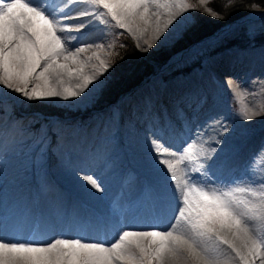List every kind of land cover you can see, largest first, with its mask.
I'll return each mask as SVG.
<instances>
[{"label":"snow or ice","instance_id":"snow-or-ice-1","mask_svg":"<svg viewBox=\"0 0 264 264\" xmlns=\"http://www.w3.org/2000/svg\"><path fill=\"white\" fill-rule=\"evenodd\" d=\"M199 3L205 5L208 0ZM192 7L188 0H0V85L28 101L80 97L111 67L101 58L104 44L70 45L84 39L85 28L101 35L109 28L122 29L137 41L151 29L158 40ZM206 11L219 15L210 8ZM82 17L91 19L65 23ZM73 30L81 36L60 35ZM143 42L148 49L153 47L149 40ZM93 47L97 50L82 60L81 54ZM114 47V42L107 45ZM93 59L99 63L89 65ZM89 67L91 72L86 71ZM33 79L43 86L37 83L29 88ZM41 127L46 134V127ZM153 150L158 164L167 170L159 184L170 202L168 228L123 230L111 243L64 237L50 242L0 239V264H264V235L253 226V222L264 224V182L259 188L242 182L227 186L213 182L212 166L207 164L211 157L202 145L186 144L178 156L172 152L175 159L167 158L169 149L159 139ZM261 157L264 148L249 166ZM84 178L103 191L97 179Z\"/></svg>","mask_w":264,"mask_h":264},{"label":"bare ground","instance_id":"bare-ground-1","mask_svg":"<svg viewBox=\"0 0 264 264\" xmlns=\"http://www.w3.org/2000/svg\"><path fill=\"white\" fill-rule=\"evenodd\" d=\"M69 22L72 21L70 19L65 21L67 24H70ZM172 25L176 28L173 30L169 27L167 30L172 29L173 35L179 36L185 27V21H180L177 24L174 22ZM148 32L143 38L148 37ZM77 33L73 30L62 32L60 35L68 37L76 36ZM76 42L73 40L69 43L71 46H77ZM227 56L223 55L219 62L215 61L214 66L223 76L219 79V83L234 87L237 82L233 81L231 77L237 70L245 69L246 65L244 61L238 59L228 62ZM84 58V55L81 54V59ZM98 63L93 59L89 65ZM86 71L91 72L92 68L89 67ZM212 76L213 71L208 70L198 81L188 79L185 83L179 82V86H173V100L176 98L179 103L172 100L170 92L167 90L159 91L148 88L139 93L135 100L138 103L142 100L144 105L135 108L130 104V111L135 108L133 110L136 119L135 127L132 128L133 126L123 117L120 131H114L112 135L116 136V139L107 144H104L100 138L101 130L107 128L103 124L96 126L94 123L81 132L78 130L66 132L67 134L59 142L60 148L53 144L52 154L44 162V165L47 163V167L49 169L51 167L57 173V177L63 181L55 183L57 188L53 186V189L47 192L42 187L38 189V197L35 198L31 182H0V239L37 238L41 242H50L57 237H64L93 241L104 240L109 243L123 230H151L157 225L161 228H168L171 223L167 219L170 214V202L163 191L160 192L161 187L156 189L154 186L155 184L160 186L159 181L163 179V173H166L167 170L164 165L158 164V158L153 162L152 158L158 157L153 150L154 141L159 139L160 142H164L172 148L167 155L169 159H175L172 152L178 156L186 144H194L198 147L202 145L207 156L211 157L207 160L208 165L223 163L221 168L210 173V175L214 173L213 182L221 177L225 180L229 179L233 172L240 169L254 148V146L235 148L238 141L236 135H239V131H236L239 129L238 127L234 130L231 126H227L228 130L222 133L223 122L220 123L214 119L219 108L216 107L214 99L210 98ZM99 79L101 76L98 77ZM235 79L238 81V76H235ZM37 82L43 86L42 81L33 79L29 87L34 86ZM71 83L74 85L76 81L73 80ZM97 84L95 81L80 97L70 98L67 101L87 106L99 90L96 87ZM0 91L5 94L10 92L12 100L16 99L19 94L11 92L2 85H0ZM86 96H89L88 101L82 103ZM123 109L125 116L127 109L125 106ZM178 112L182 114L179 118ZM174 118L180 122L174 121ZM191 121H196L200 125L196 134L190 127ZM115 125L116 123L111 124L110 127L115 130ZM142 126L145 130L138 131V127ZM7 131L9 132L6 133ZM4 133V136L8 137L12 132L10 133L7 124H4L0 119V153L3 156L5 154V158L3 157L5 161H10L8 162L10 168L5 170L7 176L4 174L5 177H1V181L4 178L8 179V175L18 176L13 172L18 165L12 161L20 156L16 153V147L12 146L13 143L11 144L13 140L2 138ZM53 135V133H49L43 141L42 150L47 152L46 145L52 139L50 136ZM138 135L140 136V145L136 138ZM163 138L167 141L162 140ZM118 139L120 144L117 143ZM125 147L134 150V153L132 155L124 154V160H120L118 152ZM213 149L215 152L212 151ZM224 151L228 153L227 156H217ZM232 151L233 157H229ZM215 153L217 154L216 158L212 156ZM109 154L110 158L106 160ZM64 162L69 165L66 166L67 169L69 168L68 172H62L61 168ZM128 164H136L138 168H141V172H136L139 182L129 183L125 175V182H117L116 185H113L112 180ZM143 165L150 170L146 171ZM157 168L161 170V177L157 174ZM224 172H228L225 177ZM88 175L97 179L103 191L98 192L87 183L84 177ZM20 196H24L23 203L15 201ZM104 197H106V204L110 207L107 210L104 208L106 205L103 202ZM253 226L260 229L261 234L264 235V224L253 222ZM33 229L35 233L31 236ZM101 232L103 237L100 235ZM256 264H259V261H256Z\"/></svg>","mask_w":264,"mask_h":264},{"label":"rangeland","instance_id":"rangeland-1","mask_svg":"<svg viewBox=\"0 0 264 264\" xmlns=\"http://www.w3.org/2000/svg\"><path fill=\"white\" fill-rule=\"evenodd\" d=\"M211 1L212 0H208L207 4L201 5L199 0H188L190 4L193 3L192 5L194 7L183 12L179 15L178 19H176L175 24L180 21H185V27L179 36L173 35L171 29L165 31L163 35L156 40L150 29L148 37L137 41L133 40L132 37L122 29L109 28L105 34L101 35L98 31L93 30L89 32L88 28H85L84 32L87 33V35H85L84 39L79 41V43L76 42V45L87 47L88 45L104 44L106 47L105 51L101 53V58L111 65L109 70L101 76V79L96 80V83H98L97 85H99V90L95 94L94 99L87 104L88 107L85 104L81 105L78 102L70 103L56 98L28 101L21 94H18V97L12 100L10 92H6L5 94L0 91V119L3 120L4 124H7L10 133L12 132L11 136L9 135L10 137L4 136V133L2 138L4 140L11 138L13 140L11 142V144L13 143L12 146L16 147V153L18 155L20 154V156L12 161L18 165L13 170L18 176L14 177V175H8V179L10 178L9 181H7V178H4L2 181L0 180V182H31V188L35 198L38 197V189L42 187H44L47 192L52 190L53 186L57 188L55 183L63 181L57 177V173L53 171L51 167L50 169L47 167V163L44 165V162L51 156L53 144L56 145L57 148H60L59 142L62 140L61 138L67 134L66 132H76L77 130L78 132H81L88 129V127L94 123L96 126L103 124V126H107V128L101 130L102 135L100 138L104 144H107L116 139V136L112 135L114 131H120L123 124V117L126 118V122L133 126L132 128L135 127L134 124L136 123V119L133 110H135L137 106L141 107L140 105H144L142 100H140L139 103L135 100L139 93L148 88L159 91L167 90L170 92L173 100V86H179V82L185 83L188 79H196L198 81L202 78L204 73L208 70H212V81L210 80L212 94H210V98L214 99L216 107L219 108L214 115L215 121L220 123L223 122L222 133H225L228 130L229 127L227 126H231L234 130L237 127L239 128L236 130L239 131V135H236L238 141L235 148H250L254 146L248 154L246 161L242 163L238 171L233 172L229 179L225 180L222 177L217 178L215 183L227 186L232 183L242 182L244 184H255L257 188H259V184L264 182V157L256 159L255 164L251 166L249 165L260 149L264 148V46L258 44L260 42L256 41V38L260 36L259 34L262 29H264V9L256 8L249 16L228 23L215 33L206 36L203 40L190 45L179 53L173 54L167 64L159 66L153 73L147 76L143 82L133 87L130 91L121 94V96L110 104L103 105L99 103V100L102 99L104 90L109 84L110 78L116 73L117 66H120V68L123 66H129L128 60L131 59V54H133V52L129 53L131 48H134L137 53V58H140L141 61L145 59L148 60V58H151L150 56L153 51L162 47L169 51L172 50L176 42L183 37L186 29L194 23L196 13L198 14L199 12L202 17L208 16L211 19H217L219 17L212 16L206 11L208 8L211 9L209 6ZM89 19H91V17L70 19L72 22L69 23L70 25H75L79 24L81 20ZM101 27H104V25H101ZM170 27L173 28V30L176 28L174 25H171ZM240 28L243 29V31H239ZM121 32H123V35H117ZM239 34L241 38L243 37L245 39V46L231 43L234 41V38L239 37ZM75 35L79 37L81 36V33ZM145 39L153 44L152 48L148 49L147 44L143 42ZM226 39H228L226 41L227 43H223ZM111 42L115 43L113 49L107 48V45ZM123 43H125V45L126 43H129L128 50L125 49V46L120 48V45ZM138 44L139 47L137 46ZM96 50L97 49L94 47L89 48L87 52L82 54L86 58L87 56L92 55V52ZM108 52H111L112 54L109 56L107 55ZM223 55H228L226 57L228 58V62L236 59L245 62V69L242 68L237 70L235 75L231 77L233 78V81L237 82L234 87L219 83V79H221V77L223 78V76L221 72L215 68L214 63L215 61L219 62ZM187 66L190 68L187 70L189 71L188 74L183 71ZM235 76H238V81L235 79ZM166 78L168 79L163 80ZM214 91L216 97L213 95ZM173 101L179 103L176 98ZM130 104L135 107L132 108V111H130ZM48 105L56 106L57 109L59 108V110H61L59 111L60 115L49 114V112L46 111L48 110V107H46ZM38 106L42 110H39ZM124 106L127 109L125 116L123 111ZM113 113H115V117H113ZM173 120L180 122L177 118H174ZM114 123H116L114 127L115 130L110 127V125ZM42 125L47 129L46 134L41 127ZM199 126V123H196V121H191L190 123V127L195 134L199 131ZM143 127L144 126L141 128L138 127V131L145 130ZM8 132L9 131L6 133ZM49 133H53L54 135L50 136L52 139L46 145V152L42 150V144ZM136 138L139 142L140 136L138 135ZM117 143H121L119 139L117 140ZM165 146L169 151L172 150L170 146ZM133 153L134 150L125 147L118 152V156L120 160H124V154L132 155ZM227 154L228 153L224 151L220 152L218 155L215 153L212 156L216 158V155H223V157H225ZM4 156L0 153V178L5 177V170L10 168L8 163L10 161H5ZM229 157H233V151L230 153ZM109 158L110 154L107 156L106 160ZM157 158L159 159V157L152 158L153 162L154 159ZM64 164L61 168L62 172H68L69 168L67 169L66 166L69 165L65 162ZM207 164L209 163L207 162ZM210 165L212 166V171H215L221 168L223 163ZM143 166L145 167V165ZM65 168L66 170H64ZM147 169L148 168L145 167L146 171ZM137 171L141 172L142 170L141 168H138L136 164H128L125 168L121 169V173L113 179L112 182L115 181L114 183H119L125 175L127 176L129 183L139 182L136 174ZM157 174L161 177V173ZM223 174L225 177L228 175V172H224ZM154 186L156 189L160 188L157 184ZM161 191L162 190H160V192ZM23 197L20 196L15 201H17V203H23ZM105 198L106 197H104L103 201L104 204H106ZM104 206L106 210L110 208L107 204ZM34 233L35 232L32 231L31 236Z\"/></svg>","mask_w":264,"mask_h":264},{"label":"trees","instance_id":"trees-1","mask_svg":"<svg viewBox=\"0 0 264 264\" xmlns=\"http://www.w3.org/2000/svg\"><path fill=\"white\" fill-rule=\"evenodd\" d=\"M209 6L214 12L219 14V17L217 19H211L208 16L202 17L199 12L198 14L196 13L194 23L186 29L183 37L176 42L172 50L169 51L162 47L153 51L150 56L151 58L141 61L140 58H137V53L134 48H131L129 53L133 52V54H131L132 57L130 56L131 59L128 60L129 66H123L121 68L117 66L116 73L110 78L109 84L104 90L102 99L99 100V103L103 105L110 104L121 96V94L130 91L133 87L143 82L146 77L153 73L159 66L167 64L173 54L179 53L190 45L201 41L226 24L249 16L256 8L264 9V0H212ZM239 31H243V29L240 28ZM259 35L256 41L260 42L258 44L264 46V29H262ZM238 36V38L233 37L234 41L231 43L245 46V39L243 37L241 38L240 34ZM227 40L228 39L224 40L223 43H227ZM121 45H124L126 50L129 49V43H126V45L123 43ZM120 48L123 47L120 46ZM188 69L190 68L187 66L183 71L185 72ZM46 107H48L49 111H46L49 112V114L60 115L59 111L61 110H59V108L57 109L56 106L48 105ZM38 109L42 110L39 106Z\"/></svg>","mask_w":264,"mask_h":264}]
</instances>
